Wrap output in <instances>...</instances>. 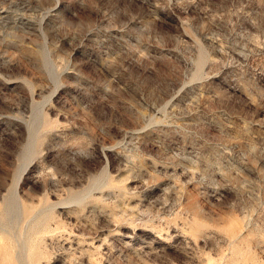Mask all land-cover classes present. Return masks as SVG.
I'll return each mask as SVG.
<instances>
[{
	"label": "rangeland",
	"instance_id": "obj_1",
	"mask_svg": "<svg viewBox=\"0 0 264 264\" xmlns=\"http://www.w3.org/2000/svg\"><path fill=\"white\" fill-rule=\"evenodd\" d=\"M0 264H264V0H0Z\"/></svg>",
	"mask_w": 264,
	"mask_h": 264
}]
</instances>
